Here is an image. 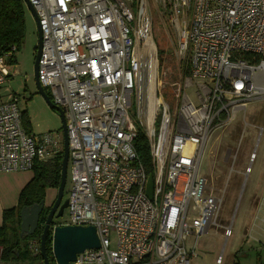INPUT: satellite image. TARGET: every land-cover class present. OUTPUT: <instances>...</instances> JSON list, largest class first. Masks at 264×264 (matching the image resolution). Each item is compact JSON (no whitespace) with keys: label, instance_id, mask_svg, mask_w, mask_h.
I'll return each mask as SVG.
<instances>
[{"label":"built area","instance_id":"obj_1","mask_svg":"<svg viewBox=\"0 0 264 264\" xmlns=\"http://www.w3.org/2000/svg\"><path fill=\"white\" fill-rule=\"evenodd\" d=\"M29 1L42 29L38 77L67 123L72 186L69 219L60 224L93 225L100 242L73 264H189L197 255L196 248H186L191 234L215 227L228 240L234 219L222 224L223 198L199 172L211 133L264 99V0ZM152 8L177 33L181 81L173 83L174 111L157 97L153 125H143L130 110L136 105L140 116L148 114L139 50L153 44ZM13 51L0 54V87L17 73L9 63ZM18 102L15 93L1 92L0 172L32 170L36 159L63 152L62 130L29 132ZM140 128L153 174L136 150ZM231 153L229 148L225 158ZM254 157L256 152L246 174ZM39 243L28 240L33 255L41 254ZM1 254L0 246V264H7ZM215 262H224L223 253Z\"/></svg>","mask_w":264,"mask_h":264},{"label":"rangeland","instance_id":"obj_2","mask_svg":"<svg viewBox=\"0 0 264 264\" xmlns=\"http://www.w3.org/2000/svg\"><path fill=\"white\" fill-rule=\"evenodd\" d=\"M26 29L24 42L15 55L16 74L9 77V81L1 85V92L6 95L15 93L19 97L21 111L30 118L31 129L36 134L48 131L62 130V121L58 112L51 109L44 98L37 92L35 84L34 64L36 47L38 44V31L36 21L26 7ZM153 24L162 30L168 47L165 55L159 57L158 44L155 41L152 25L153 46H155L154 83L150 81V70L148 63L153 58V50L148 43L139 51L144 53L143 79L141 85L145 104L150 93L158 98H163L165 90L168 91L170 99L167 102L172 111L174 107L173 83L181 81V73L178 70L181 58L176 51L177 33L166 20H162V13L152 8ZM172 60L174 65H169ZM150 84V85H149ZM151 86V87H150ZM7 89H10L6 91ZM192 98L196 99V87L188 89ZM138 107L130 110L136 124L153 125L150 115L140 116ZM154 123L159 124L161 115H156ZM23 121V116H22ZM31 131V132H32ZM205 146L203 158L201 159L200 172L207 178L208 186L213 189L216 196L223 198L220 212L222 224H229L234 219L232 235L226 240L222 229L212 227L209 231L199 237L191 234L187 237L186 248H196L197 255L192 257L189 264H218L216 258L223 253L222 264H264V248L260 247V241L264 242V99L253 100L247 105L245 113L239 112L227 128H220L213 133ZM232 149V157L225 158L226 151ZM256 152L255 160L251 170L246 174V167L250 164L249 157ZM237 155L233 164V157ZM226 160H225V159ZM68 166L67 182L63 200H68L72 186L71 166ZM57 189L47 191L45 197V211L48 210L56 196ZM68 208L64 214L55 217V224L65 223L69 219ZM40 232L36 234L39 237ZM248 235L254 237L250 239ZM115 234L112 236V246H115ZM195 243L197 245H195ZM56 263V261H55ZM8 264H21L12 262Z\"/></svg>","mask_w":264,"mask_h":264},{"label":"trees","instance_id":"obj_3","mask_svg":"<svg viewBox=\"0 0 264 264\" xmlns=\"http://www.w3.org/2000/svg\"><path fill=\"white\" fill-rule=\"evenodd\" d=\"M26 4L24 0H0V54H6L10 51L11 47H15L12 56L9 58V63L15 61L16 51H18L24 42L25 29H26ZM156 43L158 44V55L163 57L167 50L165 45V37L157 25L153 24V32ZM169 65H174L172 60H169ZM51 96L49 89H45ZM167 102L171 98L168 91L165 90L164 94ZM26 111L22 112L23 125L29 132L32 131L29 116L26 115ZM146 133L143 129H139V133L135 139L136 150L138 152L141 163L146 168L149 174H153L152 157L150 152V146L148 139L145 136ZM62 157L63 153L49 161H39L36 159L32 166L34 173L33 178L26 184L19 195L18 204L11 208L4 210L3 222L0 226V246L2 247L1 258L4 262L12 263L17 262L21 264H44L41 254L33 255L28 247L27 242L32 238H40L42 229L48 216V210H43L42 215L39 217V226L33 235L20 236V223L19 216L20 210L34 203H39L46 197V190L48 188L57 189L61 181L62 170ZM45 209V208H44ZM53 224H55L53 222ZM40 232L39 237L36 236ZM52 232H49L47 237L46 251L47 257L52 264L55 263V259L52 252Z\"/></svg>","mask_w":264,"mask_h":264},{"label":"water","instance_id":"obj_4","mask_svg":"<svg viewBox=\"0 0 264 264\" xmlns=\"http://www.w3.org/2000/svg\"><path fill=\"white\" fill-rule=\"evenodd\" d=\"M26 7L31 11L37 25L38 31V44L36 47V56L34 64V74H35V84L37 92L44 98L45 102L49 105V107L58 112V115L62 121V132H63V140H64V148H63V157H62V170H61V181L60 185L57 188V196L55 198L54 204L51 207L48 216L46 217V222L44 224V228L42 229V234L40 236V248H41V257L43 259L44 264H52L47 257L46 244L47 237L49 232H52V252L56 264H73L76 260L77 254H82L87 249L98 248L100 246L99 237L96 229L93 225H72V224H53V217H60L64 214L65 208L68 206V200H65L63 204H60L64 190L67 182V171L69 163V141L68 139V131H67V123L64 114V110L57 105L51 99L50 95L44 89L45 87L42 85L38 75H39V60L42 50V29L39 17L35 12V8L30 3L29 0H24ZM153 177L149 176L148 182V193L151 196L153 192ZM46 201L42 199L39 203H34L29 206H25L20 210L19 216L21 219L20 223V236L24 237L26 235H33L39 226L40 216L45 208ZM59 208L56 216L55 213Z\"/></svg>","mask_w":264,"mask_h":264},{"label":"crops","instance_id":"obj_5","mask_svg":"<svg viewBox=\"0 0 264 264\" xmlns=\"http://www.w3.org/2000/svg\"><path fill=\"white\" fill-rule=\"evenodd\" d=\"M33 132V131H32ZM32 170L14 172H0V226L3 222L4 210L11 209L18 204L19 195L26 184L33 178ZM47 191H54L48 188Z\"/></svg>","mask_w":264,"mask_h":264},{"label":"bare ground","instance_id":"obj_6","mask_svg":"<svg viewBox=\"0 0 264 264\" xmlns=\"http://www.w3.org/2000/svg\"><path fill=\"white\" fill-rule=\"evenodd\" d=\"M152 47V50H153V58H151L149 60V63H148V68H149V72H150V81L152 83H154V67H155V64H156V59H155V46H153L152 44L150 45ZM150 85V84H149ZM151 87V86H150ZM149 100H148V106H147V110L148 111V114L150 115V118L153 120L154 119V114H155V110L157 109V105L159 103V99L154 95V93H150L149 95ZM146 100V99H145ZM151 120V122H152Z\"/></svg>","mask_w":264,"mask_h":264},{"label":"flooded vegetation","instance_id":"obj_7","mask_svg":"<svg viewBox=\"0 0 264 264\" xmlns=\"http://www.w3.org/2000/svg\"><path fill=\"white\" fill-rule=\"evenodd\" d=\"M54 201H55V200H54ZM54 201H53L51 204H49V206H48V213H49L51 207L53 206L52 204H54ZM63 202H64V200L62 199V201H61V203H59V205H60V204H63ZM44 210H45V209H44ZM58 210H59V208L57 209V211H56V213H55V216H56ZM64 211H65V210H64ZM54 219H55V217H53V222H54ZM54 223H55V222H54Z\"/></svg>","mask_w":264,"mask_h":264}]
</instances>
